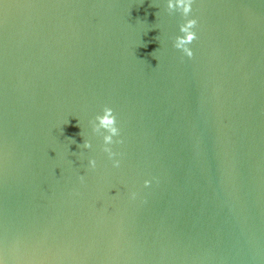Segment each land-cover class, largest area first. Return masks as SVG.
Segmentation results:
<instances>
[{
  "label": "water",
  "instance_id": "1",
  "mask_svg": "<svg viewBox=\"0 0 264 264\" xmlns=\"http://www.w3.org/2000/svg\"><path fill=\"white\" fill-rule=\"evenodd\" d=\"M166 3L0 0V264H264V0Z\"/></svg>",
  "mask_w": 264,
  "mask_h": 264
},
{
  "label": "clouds",
  "instance_id": "2",
  "mask_svg": "<svg viewBox=\"0 0 264 264\" xmlns=\"http://www.w3.org/2000/svg\"><path fill=\"white\" fill-rule=\"evenodd\" d=\"M194 2L195 0H167L166 3V11L169 14L179 13L183 20L179 24L180 35L174 38L173 47L180 50L189 59L194 56L190 45L199 38L195 30L198 26V20L192 16ZM89 123L93 133L102 136L103 145L101 150L112 161V166L118 168L120 166V160L116 157L122 154L114 151L113 146L123 144L124 141L120 138L121 130L118 126V120L114 110L109 106H104L102 113L97 114ZM82 146L85 149H90L92 144L88 140H83ZM88 164L91 169H95L97 166L95 159H89ZM80 181L83 183L84 176H80ZM150 184V180L144 181L145 187L150 186ZM136 197L137 193L132 192L130 198L135 200Z\"/></svg>",
  "mask_w": 264,
  "mask_h": 264
}]
</instances>
